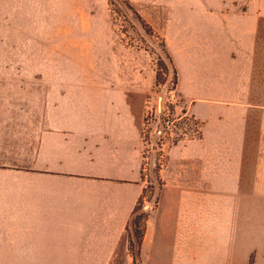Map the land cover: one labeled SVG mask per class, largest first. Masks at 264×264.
Instances as JSON below:
<instances>
[{"label": "crops", "instance_id": "0c3cea01", "mask_svg": "<svg viewBox=\"0 0 264 264\" xmlns=\"http://www.w3.org/2000/svg\"><path fill=\"white\" fill-rule=\"evenodd\" d=\"M41 12L37 0H0V71L20 68L14 46L65 47L58 39L69 31ZM237 30L246 38L233 55L215 45L182 64L179 89L203 132L185 141V180L163 177L142 264H264V12ZM16 80L0 77V87ZM26 98L0 88V264L110 263L128 253L147 187L141 127L118 109H55L47 120L45 105L31 111Z\"/></svg>", "mask_w": 264, "mask_h": 264}, {"label": "rangeland", "instance_id": "374dc122", "mask_svg": "<svg viewBox=\"0 0 264 264\" xmlns=\"http://www.w3.org/2000/svg\"><path fill=\"white\" fill-rule=\"evenodd\" d=\"M37 2L41 16L55 19L71 35L58 39L65 47L57 51L31 52L32 48L14 46L11 61H20L15 65L20 68L0 71V77L18 82L0 88L11 89L24 100L28 97L31 111L44 104L47 120L55 109L131 113L141 127L147 187L129 225V252L120 251L110 263L78 264H134L135 258V264H142L137 257L134 221L143 215L137 229L146 231L149 216L158 208L166 173L181 174V181L185 180V141L202 137L189 135L185 117L198 121L203 132L202 122L191 114L190 103L179 89L182 64L190 57L196 63L215 45L226 46L233 55L238 40L246 38L236 36L235 30L264 12V5L259 4L261 0ZM165 118L175 120L176 127L159 136ZM256 126L255 120L249 139L255 151L259 141ZM184 222L185 215L175 224L176 238L185 237Z\"/></svg>", "mask_w": 264, "mask_h": 264}, {"label": "built area", "instance_id": "2783aa9c", "mask_svg": "<svg viewBox=\"0 0 264 264\" xmlns=\"http://www.w3.org/2000/svg\"><path fill=\"white\" fill-rule=\"evenodd\" d=\"M185 126L187 129H190L189 135L193 138H200L201 132V125L198 121L191 120L189 117H185ZM176 127V121L173 119L165 118L161 121V128L157 132V135L167 134L168 131L172 132L173 129Z\"/></svg>", "mask_w": 264, "mask_h": 264}, {"label": "trees", "instance_id": "16d2710c", "mask_svg": "<svg viewBox=\"0 0 264 264\" xmlns=\"http://www.w3.org/2000/svg\"><path fill=\"white\" fill-rule=\"evenodd\" d=\"M137 16H138V18L140 20H142V17L140 15L137 14ZM173 72H174L175 76H177V73H176L175 69H173ZM142 198H143V196H142ZM140 203H141V200L139 202V205H140ZM139 205L136 207V209L134 211V214H133V217L137 213V211L139 209ZM133 217H132V219H133ZM142 218H143V215H139V217H137V219L134 221V224H135V227H136V229L134 231V235H135V238L137 239V247H138L137 257H138L139 261H140V248L142 246L143 238H144V235H145V230L144 231H139L137 228L139 227V224H140V221H141ZM132 219H131V221H132ZM132 242L133 241H130L131 245H132ZM135 263H136V258H135Z\"/></svg>", "mask_w": 264, "mask_h": 264}]
</instances>
